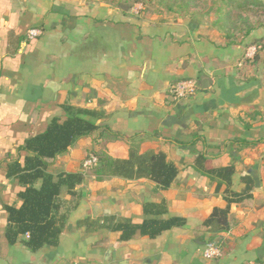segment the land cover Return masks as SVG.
I'll return each mask as SVG.
<instances>
[{
    "label": "crops",
    "instance_id": "crops-1",
    "mask_svg": "<svg viewBox=\"0 0 264 264\" xmlns=\"http://www.w3.org/2000/svg\"><path fill=\"white\" fill-rule=\"evenodd\" d=\"M29 29L41 34L29 40ZM252 45L257 58L248 59ZM187 79L197 92L172 99L169 87ZM63 106L120 137L98 141L94 132L48 167L54 180L83 181L56 198L58 245L30 252L27 234L13 245L5 237L6 208L20 206L29 186L12 169L28 138L65 118ZM99 151L132 166L89 179L82 162ZM157 153L172 178L143 169ZM172 219L179 224L154 238L137 231L121 241L113 230ZM218 238L229 250L204 259ZM0 264H264V27L224 46L200 15H125L106 0H0Z\"/></svg>",
    "mask_w": 264,
    "mask_h": 264
},
{
    "label": "trees",
    "instance_id": "trees-1",
    "mask_svg": "<svg viewBox=\"0 0 264 264\" xmlns=\"http://www.w3.org/2000/svg\"><path fill=\"white\" fill-rule=\"evenodd\" d=\"M157 1L158 4L166 7L165 11L168 14L172 13L180 18L197 15L194 9L201 2V0ZM106 2L125 15L136 4L144 6V0H106ZM210 5L212 11L205 12L204 16L212 17L210 29L220 35L224 46L239 44L252 31L264 27V22L261 21L262 16H260V13L264 11L262 0H212ZM254 57L257 58V54ZM62 108L65 111L64 119H52L43 133L31 136L18 148V151L25 152L27 156L23 158V164L20 165L17 161L12 169V172L20 175L19 182L29 184V186L18 194V198L22 201L20 206L6 208L8 218L5 237L8 243L13 245L20 235L27 234L28 238L24 245L30 252H36L44 246L56 247L58 245L63 223L55 214L58 209L56 198L63 187H67L72 196L75 186L83 181L81 174L65 176L60 174L54 180L47 172L48 167H51L58 157L66 153L68 148L79 139L89 137L94 132L97 133L98 141L111 142L120 137L119 134L111 133L106 127L95 125L91 117L85 119L83 111L72 112L68 106ZM256 143L253 142L250 145ZM89 156H86L84 160ZM93 156L96 157L97 164L85 171V174L95 181H103L125 169L129 170L132 166L128 160L116 161L101 151L94 153ZM163 160V154L157 153L143 164V169L150 174H170L172 178L175 171L171 166L163 165ZM37 179H41V186L38 190L31 186ZM176 224H179L176 219L160 224L149 221H143L141 224L126 222L114 226L113 230L120 232V240L125 241L131 239L137 231L141 236L154 238ZM208 245L218 248L221 254L230 248L228 242L222 238L216 241L211 239Z\"/></svg>",
    "mask_w": 264,
    "mask_h": 264
},
{
    "label": "built area",
    "instance_id": "built-area-1",
    "mask_svg": "<svg viewBox=\"0 0 264 264\" xmlns=\"http://www.w3.org/2000/svg\"><path fill=\"white\" fill-rule=\"evenodd\" d=\"M144 10L142 4H136L132 7L129 13L134 16H138L141 11ZM41 34V31L38 29H29L26 33V37L29 40H32L38 37ZM257 48L255 46H249L246 50L245 57L248 59L253 58ZM169 95L174 100H183L189 97H192L197 92V82L192 79L180 80L172 84L169 87ZM97 164V159L95 156H89L82 163V170L87 171ZM221 256V252L218 248L208 245L202 251V257L206 260L215 259Z\"/></svg>",
    "mask_w": 264,
    "mask_h": 264
},
{
    "label": "rangeland",
    "instance_id": "rangeland-1",
    "mask_svg": "<svg viewBox=\"0 0 264 264\" xmlns=\"http://www.w3.org/2000/svg\"><path fill=\"white\" fill-rule=\"evenodd\" d=\"M217 1V0H215ZM211 2L212 0H201L199 6L194 9V13L200 16H204L205 12H211L212 7H211ZM264 2V0H262ZM166 7L158 4L157 0H152L151 2L149 0H144V10L141 11V13L144 14H156L157 16H160L162 18H166L168 20H174L176 18H180L176 15H173L172 13L168 14V12L165 11ZM260 16H262L261 21L264 22V11L260 13ZM207 18L208 22L210 23L211 21V16H204ZM188 18V17H187ZM253 18V17H252ZM254 19H252L253 21Z\"/></svg>",
    "mask_w": 264,
    "mask_h": 264
}]
</instances>
